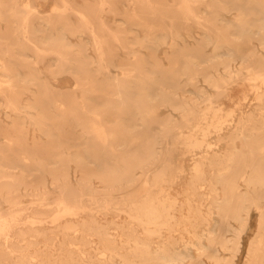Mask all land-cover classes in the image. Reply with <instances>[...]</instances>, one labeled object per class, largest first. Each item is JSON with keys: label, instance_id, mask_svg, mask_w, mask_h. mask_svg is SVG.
<instances>
[{"label": "bare ground", "instance_id": "bare-ground-1", "mask_svg": "<svg viewBox=\"0 0 264 264\" xmlns=\"http://www.w3.org/2000/svg\"><path fill=\"white\" fill-rule=\"evenodd\" d=\"M39 1L0 0V264H235L253 212L244 262L263 264L264 0H55L45 15ZM193 24L200 38L181 34ZM64 74L72 89L51 83ZM234 84L249 89L222 113ZM211 128L225 133L219 152L205 147ZM30 134L44 141L25 149ZM174 145L200 154L184 196L170 189L187 173Z\"/></svg>", "mask_w": 264, "mask_h": 264}, {"label": "rangeland", "instance_id": "rangeland-1", "mask_svg": "<svg viewBox=\"0 0 264 264\" xmlns=\"http://www.w3.org/2000/svg\"><path fill=\"white\" fill-rule=\"evenodd\" d=\"M54 1L55 0H48V1H39L38 2V7H39V10L41 12L45 14H48L50 11H51V8L54 4ZM92 1V0H91ZM75 2L77 4H81L83 2V0H75ZM172 3V1L170 0V4ZM126 9L127 7L124 6V7H120L119 8V13H121L122 15L126 12ZM202 9V8H201ZM200 17H208V11H206L205 9H202L201 11H198L197 12ZM235 14V13H233ZM105 20H108L109 22H111L112 25H115L116 24L113 22V18H114V14H109L108 12H105ZM225 18H228V19H231L232 18V15L229 14V13H225L223 15ZM74 19V17H72ZM119 18V17H117ZM116 18V19H117ZM115 20V19H114ZM5 31V23H3L2 25H0V32L1 34L4 33ZM203 32V29L202 28H199L198 26H195L194 24L192 25V27L190 28V31H181V34L183 36H186L187 37V34L188 35H192V36H195L197 38H200V33ZM138 34L140 36L143 35V32L142 31H138ZM86 38H88L89 36L86 35L85 36ZM73 39V41L75 42V38H71ZM180 44V43H179ZM183 45H187L185 43H182ZM188 44H190V48L192 46H195L196 44V41L192 40V39H188ZM254 44H256L254 42ZM89 53L90 55L93 57L95 52L93 51V48H92V44L90 43L89 41ZM249 48V47H248ZM137 50L139 52V54L143 55L146 57V60L149 61V58H147V55L150 54V52H148V50L146 49H138ZM212 50V47L209 46L207 48V52H210ZM119 51V57L116 59L117 61H124L125 63L127 62L128 64H132V59H129V56L126 55V51H122V50H118ZM171 53H172V50L170 48V46H163L161 48L158 49V52H157V58H158V62L164 66H168L169 65V61H170V56H171ZM173 60V59H172ZM48 62H46L45 64H41L40 68H43L45 67V65H47ZM42 71H44V69H42ZM115 73H117V71H114ZM119 72V71H118ZM114 73V74H115ZM45 74V73H44ZM201 78L199 77V80ZM51 83L55 84V86L59 85L60 87H63V90L66 89H72L73 88V85H74V79L69 76L68 74H64V75H60L58 78H57V81L55 82L54 80L50 79ZM175 86L172 84V86L170 87V89L174 90ZM230 91H229V96H223V97H220L218 99V103L221 105V107L225 110L224 112L222 113H228L229 111H232V110H236L237 109V105L236 103L239 102L241 100V95L243 93V90L246 91V89L248 90L249 89V86L246 84L244 85H241V84H234L233 86L230 87ZM178 91H180V93H186L185 95L188 96V93L186 92L187 90H194V87L193 86H189V85H186V83L182 82V85L178 88H176ZM251 103V106L248 108V105ZM254 107V102H249V103H245L243 104V108H247L246 110H250ZM201 110V107L199 108H196V114L198 115L199 117V114L201 113L200 112ZM238 110V109H237ZM168 113L167 110L161 108L160 111H159V115L161 114H166ZM172 114H174L176 117H178V120L180 122H182L183 120H181L180 118V115H178V113L176 112H173ZM178 115V116H177ZM225 115V114H224ZM219 117V116H218ZM221 122H223L224 124H226L225 121H223L222 119L218 118ZM0 121L2 122L3 126L7 127L9 126V123H10V120L6 119L5 117V113H4V109L2 108L0 110ZM197 121V122H196ZM196 121H192L190 122L191 124L189 125V127L193 124H196V123H199L198 119ZM216 121V120H214ZM181 124V123H180ZM154 125V126H153ZM156 123H152L150 124L149 126V131H154L157 126ZM68 130L72 131V134L74 133V138L73 140H70L71 141V145L74 144V141H76V143L74 145H77L79 144V141L80 139L78 138V134L79 132L82 131V127L81 126H73L71 129L69 128ZM185 131H187L185 129ZM225 133H222V135H217L216 132H215V129H212L211 128V131L210 133L208 134V136L206 137L207 139V142H206V148H214L216 149V151H221L222 150V147H223V144H224V141L219 139L221 138L220 136H223ZM1 135V134H0ZM9 138L8 137H2L0 136V147H4V146H7L8 144V140ZM38 140V141H36ZM174 138L169 139V141H173ZM41 141L43 142L44 139L43 138H37V137H33L32 134L29 135V137L27 138H23L20 142L22 144V146L26 149V148H31V146L34 145V143L38 142L39 144L41 143ZM19 142V143H20ZM18 143V144H19ZM43 144V143H42ZM240 145V144H238ZM19 145H17L15 142H14V154L18 153L20 148L18 147ZM172 148V146H171ZM173 148L175 149V160H174V163L177 164V165H180V164H183L185 166V169H186V172L185 174H182L181 176L178 175V178L175 180L174 184L171 185V190L173 193H179L181 195L184 196V193L185 191L187 190V185L186 183L188 182V178H189V170H190V164H191V159H190V156L194 155L195 157H199L200 154L198 153L199 151H192L190 152L189 154H184V150L186 149L185 146L183 145H174ZM177 181V182H176ZM201 206H202V210L205 212L207 210V192H200V199L198 200V202ZM30 219H33L30 217ZM258 220V216H257V213L256 212H253L251 213L250 215V227H249V230L247 231V233L244 235L243 237V248L241 249V255L238 257V259L236 260V263L235 264H245L244 262V259H245V252H246V246H248L249 242L251 241V239L254 237L255 235V229H256V222ZM29 219H25V222H28ZM210 227L213 226L214 224V221L213 222H210ZM200 230L202 229H206V226L205 224L204 225H200ZM229 236V234H228ZM247 242V243H246ZM203 261V264H211L210 261H208L207 259L203 258L202 259ZM194 264H198V261H196ZM263 264H264V261H263Z\"/></svg>", "mask_w": 264, "mask_h": 264}]
</instances>
